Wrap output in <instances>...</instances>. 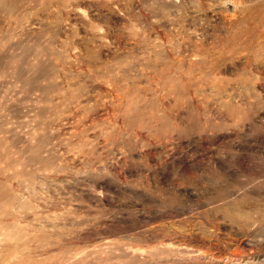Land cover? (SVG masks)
Instances as JSON below:
<instances>
[{"label": "rangeland", "instance_id": "obj_1", "mask_svg": "<svg viewBox=\"0 0 264 264\" xmlns=\"http://www.w3.org/2000/svg\"><path fill=\"white\" fill-rule=\"evenodd\" d=\"M264 0H0V264H263Z\"/></svg>", "mask_w": 264, "mask_h": 264}, {"label": "bare ground", "instance_id": "obj_2", "mask_svg": "<svg viewBox=\"0 0 264 264\" xmlns=\"http://www.w3.org/2000/svg\"><path fill=\"white\" fill-rule=\"evenodd\" d=\"M264 264V263H263Z\"/></svg>", "mask_w": 264, "mask_h": 264}]
</instances>
